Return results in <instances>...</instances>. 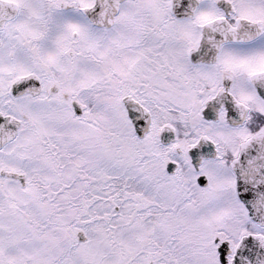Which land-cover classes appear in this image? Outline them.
<instances>
[{"label":"snow or ice","instance_id":"1","mask_svg":"<svg viewBox=\"0 0 264 264\" xmlns=\"http://www.w3.org/2000/svg\"><path fill=\"white\" fill-rule=\"evenodd\" d=\"M0 264H264V0H0Z\"/></svg>","mask_w":264,"mask_h":264}]
</instances>
